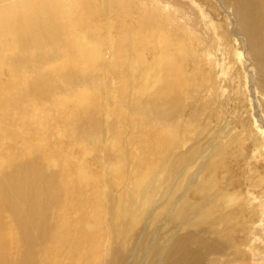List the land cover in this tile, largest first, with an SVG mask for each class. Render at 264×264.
<instances>
[{
	"label": "rangeland",
	"instance_id": "1",
	"mask_svg": "<svg viewBox=\"0 0 264 264\" xmlns=\"http://www.w3.org/2000/svg\"><path fill=\"white\" fill-rule=\"evenodd\" d=\"M37 1L29 3L31 0H0V8L14 6L18 11L24 10L27 4L29 7L33 4L30 8L25 7L30 15V12L34 15L40 9L49 7L48 5L54 6L52 8L55 9L59 7L65 13L75 11L80 18L85 17L75 24L84 39L99 45L101 49L106 46V52L104 48L102 49L106 56L112 50L120 51L121 56L125 53L127 58L133 60L128 68H119L114 74L109 72L112 65L103 62L106 67L109 66V69L105 71L103 69L91 82H85L84 74L78 72L82 83H75L70 88L64 87L65 90L58 88V91H53L48 96L38 97L39 100L36 98L26 104L27 107L25 106L18 114L10 111L4 119L7 127L3 126L0 130V142L10 146L6 148L7 153L9 152L7 156L11 155L13 158H25V155L32 154L40 156L42 161L51 167L49 168L51 172L59 173L55 176L58 179V188L59 180L72 181L80 166L85 169L91 180H95V184L89 187L72 188V194L69 196L61 193V201L52 204L51 209L46 213L48 218L55 219V216H58L57 226H60L59 232L64 239L63 245L60 244L61 247L59 246L56 252L53 250V259L46 258L44 264H55L57 258L60 264H106L110 262L109 259L114 261V264H165L168 256L171 255L170 250L180 249L183 242L186 243L189 251H194L199 256L200 264H264V146L255 128L258 124H255L257 120L253 107L248 101V88L242 70L227 46L229 36L222 25L219 27L216 25L215 31L208 27L210 21L216 22V19H219L216 18L218 12L215 11L214 5L207 2L201 4V1L194 0L201 5L199 8L203 13H200V10L198 11V8L188 1L184 3L177 0L166 3L162 0L113 2L110 0L112 3L109 0V2L49 0L50 4L48 0ZM101 3L103 6L100 5ZM115 5L116 9H114ZM94 12L98 14L96 17ZM17 16L20 17L19 14ZM202 16L205 17L204 21ZM155 31L164 32L175 45V49L168 48V50L172 62L176 60L181 79L186 85L183 84L177 94L173 95L178 89L177 85L174 86V91L169 92L168 84L162 82L161 85L164 87L162 93L157 94V99L161 103L157 100L148 106L151 109L145 110L143 109L145 103L142 100L140 102V99L135 100L134 105L131 104L133 90L141 87L148 93L156 84L157 78L170 79L167 70L159 72L152 63L159 56L156 52L158 48L153 49L157 41L153 40V44H146L148 37L153 39L157 37ZM119 32L124 36L138 35L140 42L132 49H128L120 43ZM182 40L188 44L184 48L188 56L180 46ZM138 54H142L144 58V64L139 68L135 62ZM99 63L102 65V60ZM27 71L29 70H25L26 73ZM2 72L4 75L0 77V83L5 82L8 74L4 70L0 74ZM75 72L77 71L73 73ZM124 72L128 76V79L124 78L128 86L127 90L125 89L126 94L119 97L121 87L124 85L123 77L120 75ZM81 90L90 97L89 106L98 112L96 114L103 124L98 135H88V139H86L87 132L79 134L80 137H73L69 125L72 103L75 96L82 92ZM158 91L160 90L155 88L152 94ZM58 96L59 98H56ZM60 99L66 102L60 103ZM67 101L71 107L68 106ZM173 101L182 109L173 107L169 109L172 111L170 117L163 118L164 112L168 110V102ZM260 104L262 106L258 108L259 116H262L264 121V105L263 102ZM143 112L146 117L141 119ZM34 116L38 118L35 119ZM23 118L25 121L20 120ZM27 126L29 130L25 129ZM12 129L17 133L20 130L22 135H16ZM114 133H118L117 136ZM42 144L45 145H43L44 149ZM12 146L14 149L11 148ZM26 146L28 150L21 151V147L26 148ZM220 151L222 154L208 156L210 152ZM136 157H141L143 161L141 167L136 169L137 173L133 165V159ZM117 165L123 170L124 175L121 179H124L125 183L133 176L145 173L143 178L148 182L151 200L146 212L137 222L136 219L124 221L114 217V207L122 198L119 191L121 185L113 173L118 170ZM199 168L202 170L203 181L206 182L207 179L213 181L210 192L203 195L191 192L185 195L184 190H180L172 199L170 193L177 186L176 184L184 178L192 180L193 177L196 178ZM46 172L49 170L47 169ZM153 175L154 177L157 175L156 178L160 177L156 179ZM257 180L260 182L256 183ZM52 186H54L53 182L50 187L53 188ZM107 193L108 197H105ZM219 193L238 195L237 198H240L241 204L244 205L242 206L244 219L237 215L224 217L221 209L226 205L222 199L217 198ZM215 199H219V203ZM55 205L57 208L54 207ZM200 215H205L203 219H199L201 224L189 223V220ZM113 255H116L114 259ZM55 256L57 258H54Z\"/></svg>",
	"mask_w": 264,
	"mask_h": 264
},
{
	"label": "bare ground",
	"instance_id": "2",
	"mask_svg": "<svg viewBox=\"0 0 264 264\" xmlns=\"http://www.w3.org/2000/svg\"><path fill=\"white\" fill-rule=\"evenodd\" d=\"M33 1L31 0V2L29 3H33ZM72 1L76 2L75 0H72ZM109 1L107 0V2ZM113 1L115 0H112V2ZM162 1L163 3H166L171 0H162ZM177 1H180V2L188 1V3H190L191 5H195L198 8V11L200 10L199 7L201 5L200 3H196L195 2L196 0L195 1L194 0H177ZM200 1H201V4L207 2L211 5H214L215 11L218 12L216 18L219 17V19H216V22L210 21V24L208 25V27H210L212 30L215 31L216 25L218 27L222 25L221 27H224L225 32L229 36V42L227 43V46H229V49L232 52L233 57L235 58L238 66L242 70L243 79L248 88V95H247L249 98L248 101L250 102V105L253 107L254 116L257 120L255 124H258V126H255V128L260 136L259 138L262 139V145L264 146V126H263L264 121L262 120V116L261 117L259 116L260 109L258 110L259 106L260 107L262 106L260 104L261 102H263V105H264V0H199V2ZM112 2L110 1V3ZM48 3H49V0H48ZM2 4L3 3H1V6ZM36 4L38 5V3ZM102 4L103 3H101L100 5L103 6ZM122 4L123 2H121V5ZM27 5L25 7L30 8L33 4L30 7ZM45 5L46 4H44V7ZM106 5H108V3ZM48 6L49 7H46L44 10L40 9L34 15L32 12H30L31 15L33 16H31L26 11L27 8L25 7H24V10L19 8L20 10L18 11L16 10V7L14 6L7 7V8H3L2 6L3 9L0 8V39H2L1 40L2 42L0 41V72L4 70L8 73L7 79L6 80L4 79L5 82L0 83V116H1L0 130L3 128V126H6L4 119L6 116H8L7 114L10 111H14L16 114H18L22 109H24L26 104L33 102V100L38 97L48 96L51 92L58 91V88L65 90V88H70L75 83H82L80 81L81 77L79 78L78 72H81L84 74L85 82H91L92 79H94V77L97 74H99V72H102L103 69L105 71V69L109 67V66L106 67L104 63L112 65V67L108 69L111 74H114L118 72L119 68L120 69H124L126 67L128 68L129 63L133 61L131 58H127L125 53L121 56L120 51L114 52L112 50L111 53H108L107 56L104 55V52H106L105 45H104L105 47H102V49L104 48V52H103V50L101 49L99 45L90 43L89 41L83 38L82 32L80 33L77 31V26H75V24L81 21L82 19L78 15H76L77 12L70 11L68 13H65L63 12V10H60L58 6H55V7H58V9L52 8L54 6H50V5ZM76 6H78V4ZM98 7L99 6H97L96 8ZM102 9H105V8H102ZM114 9H116V5ZM86 10H89V9H86ZM82 13L81 15H83ZM200 13H203V11L200 10ZM18 14L20 15L19 18L17 16ZM96 14L97 13H95V17H96ZM139 15L141 14L139 13ZM129 17L130 16H127V18ZM16 18L18 19L15 21ZM207 18L209 17L207 16ZM204 19L205 17L202 16L203 21ZM159 26L160 25H158V28ZM78 29L80 30L81 28H78ZM141 31L143 32V29ZM159 31H161V29H159ZM101 32L103 33V31ZM155 33L157 35L155 39L148 37V40L146 41V44H153L152 43L153 40L157 41L155 43V46H153V49L158 48L157 50L159 52L158 51L156 52L159 53V56L155 58L152 63L157 67V71L159 72H164L163 70H167V74L168 75L170 74V79H168L167 77L164 78L165 80H160V78H157L156 84L152 87L151 91L148 93H146L147 90H144L141 87H137L135 90H133L132 92L133 94L130 98L132 100L131 104L134 105L136 102L135 100L140 99V102L142 100L145 103V105L143 106V109L145 110L151 109L148 106L150 104H154L158 100L157 94L162 93V90L164 88L161 85L163 84L162 82H165L166 85L168 84L167 88H169V92L174 91V86L177 85L176 87H178V89L175 91L173 95H176L177 92L181 89V87L186 85L185 83H183V80L181 79L179 68L176 66V60L172 62V59H171V56L168 50V48H172V50L173 48L175 49L176 48L175 45H173L172 40L167 35H165L164 32L162 33V32L155 31ZM129 34H132V33H129ZM138 42H140L138 39V35L137 36L136 35H132V36L125 35L124 36L121 34L120 36V43L128 47V49H132V47L136 46ZM180 46L181 48L184 49L186 48V46H188V44L185 40H182L180 43ZM109 49L110 48H108V50ZM184 50L186 51V49ZM185 51H184V54L187 53V56H188V52L187 51L185 52ZM143 52L145 53V50ZM128 56H129V53H128ZM100 59L102 60V63L104 62L102 65L101 63H99V61H101ZM135 62L137 63L138 68L141 67L144 64L143 55L138 54V57L135 58ZM25 70H29L27 71V73L29 72V74H27ZM74 71H77V72L73 73ZM164 74H162V76ZM187 74H190V73L187 72ZM2 75H4L3 72L2 74H0V77ZM120 76L123 77L122 79H123V84H124L123 87H121L122 90L119 92L121 93L119 94V97L120 96L122 97L126 94L125 92L127 90L126 88L128 85L126 84L125 79H128V76L125 74V72ZM190 78L188 80H190ZM166 85L164 84V86ZM155 88H158L160 91H158L156 94L153 95L152 91ZM56 98H59V96ZM61 100L62 99H60V103L61 102L64 103V101L66 102V100L64 101H61ZM67 102L69 103V101ZM89 102H90V97L86 94L84 90L80 92V94H77L74 98V101L72 103L73 105H72V112L70 115V122H69L70 129L73 132V137H80L79 134H81L82 132H87L88 134L86 136V139H88V135H92V134L98 135L97 133H99L100 132L99 130H101L102 128L101 125L103 124L100 123L101 120L98 118V114H96L97 111L89 106ZM165 103L167 104V101ZM68 106H70V103ZM173 107L174 109H180V110L182 109L179 106V104H176L174 101L168 102V110L164 112L163 118L170 117V115L172 114V111H169V109ZM32 109H31V113L33 111ZM35 117L37 116H34V118ZM144 117L146 116H145V113L143 112L141 119H143ZM10 118H8V120H14ZM119 118L120 117H117V119ZM23 119H20V120L25 121V118ZM43 122H44V119H43ZM44 125H43V128H45ZM27 128L28 126L25 129L29 130ZM112 128H110V130ZM48 129H50V127ZM30 130H31V127H30ZM12 131L18 136L22 135V132L20 130L18 133L15 132L14 129H12ZM5 132L8 133L7 131ZM114 134L115 136H117L118 133H114ZM43 145L44 144H42V148L44 149L45 145L44 146ZM7 147L8 146H5L0 142V264H44V261L46 258L52 257L53 250L55 251L59 249L58 247L60 246V244H62V241L64 239L63 238L64 236L60 234L59 232L60 226L59 227L57 226L58 216H55V219L53 217L48 218L46 213L51 209L52 204H54L56 201H61L62 194L63 195L67 194V196H69L72 194V188L89 187L93 185V183L95 184V180H91L90 177L86 174L85 169L82 166H80L73 180L70 182L68 181L65 182L63 179H60L59 188H58L57 187L58 179L55 178V176H57V174L59 175V173L57 171H56L57 174L51 172L49 169L51 167H48V165H46L42 161V158L40 156L33 155V154L28 155V156L25 155L26 150H28L26 146V148L21 147V151H25L23 153V155H25V158H20V157L13 158L11 157V155L7 156L9 153V152L7 153L6 151ZM13 147L14 146H12L11 148ZM15 152L17 153V151ZM220 153L221 151L218 153L210 152L208 156L210 155L217 156ZM14 155L16 154L14 153ZM14 155L12 154V156ZM141 162H143L141 161V157L140 158L136 157L133 159V165H135V172L137 168L139 169V167H141L140 165ZM117 166H118V170L113 173L115 177L118 178L119 185H121L119 191L122 194V198L121 199L119 198L120 200L116 203V206L114 207L115 209L113 210L114 217L116 219L118 218L119 220H124V221L127 219L128 220L136 219V222H137L140 216L143 215L144 212H146L145 210L147 209L148 203L151 200L149 199L150 191L148 190V184H147L148 182L146 181V179L143 178L145 176V173L143 174L139 173L138 175L135 174L136 176H133L131 180L125 183L124 179H121L122 175H124L123 170L121 167H119V165ZM204 167L206 168V165ZM47 169L49 170V172H46ZM73 172L75 173V171ZM153 174H156V173H153ZM118 175L120 178L118 177ZM186 175L188 176L189 174H186ZM196 175H197L196 178L193 177V180L194 179L197 180L196 182H194L190 178L182 179L178 184H176L177 186L170 193L172 197L171 196L169 197L173 199L174 195L180 190H184L185 195L191 192L198 193L200 195H203L204 193H209L211 190V185H212L211 183H213V181L211 182L210 179L209 180L207 179L206 182L205 180L203 181L201 179L202 177L201 175L203 174L200 168L198 169ZM156 176L154 177L153 175L154 178H156ZM125 180H128V179H125ZM52 182L54 183V186H52L53 188L50 187ZM157 182L155 183L157 184ZM259 182L260 181L257 180L256 183H259ZM184 185L185 187H183ZM214 189H217V188H214ZM157 194L159 193L157 192ZM163 195H166V194L163 193ZM161 196H162V193H161ZM237 196H238L237 194H233V193L232 194L226 193V194H221V195L219 193L217 195V198L222 199L224 204L226 205L224 209H221L223 211L222 214L224 213L225 218H228L230 216L233 217L234 215L243 217L242 215L244 212H242L243 211L242 206L244 205L241 204L242 200L240 198L238 199ZM105 197H108V193L105 194ZM164 200L165 199L163 198L162 201L164 202ZM215 200L218 201L219 203V199L218 200L215 199ZM61 205L62 204H60V206ZM161 205H164V203L163 204L161 203ZM54 207H56V205ZM53 212L55 213V210ZM52 215L53 214H51V216ZM203 216L205 215H200L199 217L193 218L189 220V223L192 222V224L199 225L201 224L199 222V219H203L202 218ZM240 219L242 221V218ZM168 246H170V244ZM174 250L175 248H172L170 250L169 254L171 255L168 256V259L165 264H200L199 256L195 254L194 251H189L185 242H183V245H181L180 249L176 251ZM115 256L113 255V259L115 258ZM54 258H57V257L55 256ZM49 259L50 258H48L47 260ZM58 259L59 258H57V260L55 261V264H60L58 262ZM109 261L110 262H107L106 264H114V261H112L111 259H109Z\"/></svg>",
	"mask_w": 264,
	"mask_h": 264
}]
</instances>
